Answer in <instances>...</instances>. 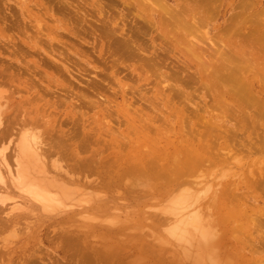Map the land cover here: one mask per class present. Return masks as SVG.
Listing matches in <instances>:
<instances>
[{"label":"rangeland","instance_id":"374dc122","mask_svg":"<svg viewBox=\"0 0 264 264\" xmlns=\"http://www.w3.org/2000/svg\"><path fill=\"white\" fill-rule=\"evenodd\" d=\"M155 1L0 0V264H264V0Z\"/></svg>","mask_w":264,"mask_h":264},{"label":"bare ground","instance_id":"6f19581e","mask_svg":"<svg viewBox=\"0 0 264 264\" xmlns=\"http://www.w3.org/2000/svg\"><path fill=\"white\" fill-rule=\"evenodd\" d=\"M206 1H207V0H206ZM155 2L158 3V4H157L158 7L161 8L162 10H163V8H164L163 12L167 13V14H168V17H169V14H171V11H170L168 8H166L167 6L165 7V6H164V3L161 4L162 1H160L161 3H159L158 0L155 1ZM167 20H169V19H167ZM240 90H242V89H240ZM18 92H19V91H18ZM18 92H17V94H18ZM20 92H21V91H20ZM25 93H26V92H25ZM16 96H17V95H16ZM24 104H25V102H24ZM22 106H23V104H20V107H22ZM9 108H10V107H9ZM18 108H19V107H18ZM4 109H5V108H4ZM1 112H2V111H1ZM31 113H32V112H31ZM14 114L17 115V113H14ZM14 114H12L11 116L7 115L6 118H10L12 121H17V116H14ZM37 116H38V115H37ZM22 118H23V116H22ZM29 118H30V117H29ZM39 118H40V117H39ZM10 119H8V122L12 123ZM18 120H19V119H18ZM22 120L25 121V122L23 123L22 126L20 125V127H21L23 130H26V129H34V128H38V127L41 126V125H40V121H41V119H38V117H37V118H34V119H30V120H28V119H26V120L22 119ZM22 120H19V121L23 122ZM39 120H40V121H39ZM0 123H1V122H0ZM18 123H19V122H18ZM67 123H68V122H67ZM13 124H15V123H13ZM16 124H17V123H16ZM64 124H65V123H64ZM18 125H19V124H17V127H18ZM45 125H49V124H45ZM45 125H44V126H45ZM1 126H2V125H0V141L3 142V143H1V142H0V143H1V144H4V143L6 142V140H7V139H6L7 136H9L8 134H10L9 129H11L12 127H10V128L8 127V128H9V129H7L8 131H7V130L4 131L5 129H3ZM13 126H14V125H13ZM15 127H16V126H15ZM15 127H14V128H15ZM42 127H43V124H42ZM22 129H20V131H21ZM14 130H15V129H14ZM14 130H13V131H14ZM45 130H46L47 132H46L45 134H43V135H45V137H46V136L48 137V138L46 137L45 139H49V141H53V139H52V135H51V133L49 132L50 129H48V130L45 129ZM11 132H12V131H11ZM13 133H14V132H13ZM14 134H16V133H14ZM55 134H56V133H55ZM55 134H54V135H55ZM16 135H17V134H16ZM43 135H41V136H43ZM12 136H13V135H12ZM34 136H35V135H34ZM35 137H36V136H35ZM35 137L32 138L30 134H25V136L23 135L22 138L19 137L18 139H21V140H20V143H19L20 146H17V147H19V151H20L21 153H23L24 155L28 154L29 152H32V148H31V146H34L33 143H34L35 140H36ZM77 137H78V135H77ZM8 138H9V137H8ZM30 138H31L33 141L27 143V141H29ZM54 138L56 139L57 137L54 136ZM9 140H10V139H9ZM56 141H58V139H57ZM58 142H61V141H58ZM6 143H7V142H6ZM45 143H46V142H45ZM52 143H53V142H51V144H52ZM32 144H33V145H32ZM37 144H38V143H37ZM54 144H56V142H55ZM60 145H61V143H60ZM62 146H63V145H62ZM52 147L54 148V145H53ZM10 149H11V151H12V148H10ZM37 149H38V148H37ZM55 149H56V148H55ZM42 150H45V149H42ZM46 150H47V149H46ZM53 150H54V149H53ZM57 150H58V148H57ZM9 151H10V150H9ZM11 151H10V152H11ZM15 151H17V150H15ZM37 151H38V150H37ZM48 151H50V150H48ZM10 152H8V153H6V151H5L4 153H3V151L0 152V155H1V157H2V160H1L2 162L0 161V162H1V163H0V177L2 176V166H3L4 169H5V168L7 169V171H8V175H9L10 177H13V178H14V177H17V178L20 179V180L25 179V178L27 179V178H28V176H27L28 174H27V172L24 170V168L22 167L23 165H22L21 167H20V165H19V167H18L17 170L15 171L16 173L13 172V170L10 168V165H9V161H10V160H9V158L11 159V157L13 156V153L11 152V153H12V154H11ZM17 152H18V151H17ZM20 152H18V154H19ZM38 152H39V151H38ZM41 152H44V151H41ZM62 152H63V151H62ZM67 152H69V150H67ZM44 153H45V152H44ZM15 154H16V153H15ZM15 154H14V155H15ZM18 154H17V155H18ZM29 154H30V153H29ZM31 154H32V153H31ZM31 154H30V155H31ZM34 154H36L35 151H34ZM47 154H48V153H47ZM60 154H61V153H60ZM69 154H70V153H69ZM20 155L22 156V154H20ZM37 156H38V154H37L35 157H37ZM50 156H53V155L51 154ZM63 156H64V154H63ZM66 156L69 157V155H66ZM23 157H24V156H23ZM46 157H47V156H46ZM38 158H39V157H38ZM40 158H43L42 155H41ZM40 158H39V160H40ZM97 159H99L98 156H97ZM110 159L112 160V158H110ZM110 159H107V161H108V160L110 161ZM119 159H120V158H119ZM119 159H117V162H118ZM37 161H38V160H37ZM137 161H138V160H137ZM96 162H97V160H96ZM110 162H111V161H110ZM113 162H114V161H113ZM105 163H106V162H104V165H105ZM97 164H98V162L96 163V165H97ZM107 164L109 165L110 163L107 162ZM126 164H127V163H126ZM86 165H87V164H86ZM86 165H85V167L89 166V164H88L87 166H86ZM91 165L96 166V165H95V162H94V164L92 163ZM91 165H90V166H91ZM98 165H99V164H98ZM118 165H119V164H118ZM143 165H144V164H143ZM185 165H186V164H185ZM185 165H184V167H185V169H186V166H187V165H186V166H185ZM83 166H84V165H83ZM83 166H80V168L84 170V168H82ZM94 166H93V167H94ZM105 166H107V165H105ZM116 166H117V165H116ZM116 166H114V168H115ZM91 167H92V166H91ZM91 167H90V170H91ZM93 167H92V168H93ZM134 167H135V166H134ZM184 167H183V169H184ZM54 168H55V167H54ZM57 168H59V167H57ZM94 168H95V167H94ZM102 168H103V167H102ZM104 168H105V167H104ZM126 168H127V166H126ZM131 168H132V167H131ZM131 168H130V167L127 168L128 171H129V169H130V172H126V173H134L135 171H134V172H131L132 170H134V168H133L132 170H131ZM137 168H138V167H137ZM139 168H140V167H139ZM95 169H96V168H95ZM115 169H116V168H115ZM149 169H151V168H149ZM149 169H148V166H147V171H148ZM185 169H184V170H185ZM55 170L57 171V169H55ZM58 170H61V169H58ZM72 170H74V168H73ZM77 170H78V167H77ZM77 170H76V171H77ZM85 170H86V169H85ZM123 170H124V169H123ZM127 170H126V171H127ZM145 170H146V169H145ZM151 170H154V167H153ZM7 171H5V172H7ZM56 171H55V173H56ZM67 171H68V170H67ZM137 171H138V170L136 169V174H137ZM178 171L181 172V170H180V169H179V170H176L175 175L177 174V177H178V175L180 174V173L178 174ZM60 172H61V171H58L59 175H60V174L62 175V173H60ZM88 172H89V171H88ZM92 172H93V169H92ZM96 172L99 173L98 170H97V171L95 170L93 173L96 174ZM101 172H102V170H101ZM121 172H122V170H121ZM124 172H125V171H124ZM124 172H123V173H124ZM145 172H146V171H145ZM145 172H144V173H145ZM64 173H65V172H64ZM66 173H67V172H66ZM90 173H91V172H90ZM103 173H104V172H103ZM94 174H92V175H94ZM124 174H125V173H124ZM138 174L140 175L141 173L138 172ZM169 174L172 175L171 172H170ZM169 174H165V176H166L167 178H166L164 175H162V176L159 177V178H160V179L164 178L163 180H164V181H165V180H168V182H169V180L173 181V180L175 179V178L173 179L174 176H173V177H172V176H169ZM173 174H174V173H173ZM65 175H67V174H65ZM75 175H76V174H75ZM81 175H83V174H81ZM90 175H91V174H90ZM100 175H101V174H100ZM109 175H110V174H109ZM121 175H122V174H121ZM121 175H120V176H121ZM125 175H127V174H125ZM129 175H131V174H129ZM129 175H128V176H129ZM134 175H135V173H134ZM141 175H145V174L142 173ZM63 176H64V175H63ZM68 176H69V175H68ZM94 176H95V175H94ZM128 176H127V177H128ZM132 176H133V175H132ZM132 176H131V177H132ZM180 176H181V175H180ZM73 177H74V176H72L71 178H73ZM86 177H87V176H86ZM107 177H108V176H107ZM107 177H106V178H107ZM121 177H123L122 179L125 181V179H124L125 176L123 175V176H121ZM121 177H119V178H121ZM169 177H170V178L172 177V178L169 179ZM69 178H70V177H68V179H69ZM128 178H130V176H129ZM132 178H134V177H132ZM78 179H79V178H78ZM101 179H102V178H101ZM109 179H110V178H109ZM113 179H114V178H113ZM122 179H121V180H122ZM176 179H177V178H176ZM176 179H175V180H176ZM97 180L99 181V179H97ZM97 180H96V181H97ZM123 180H122V181H123ZM177 180H178V179H177ZM0 181H1V183H2L3 181H7V180H4V178L2 177V179H0ZM23 181H24V180H23ZM70 181H71V179H70ZM101 181H103V180H101ZM104 181H105V179H104ZM111 181H112V179H111ZM116 181L118 182V181H120V179H119V180H116ZM31 182H32V181H31ZM35 182H36V181H35ZM112 182H113V181H112ZM114 182H115V181H114ZM114 182H113V183H114ZM168 182H167V183H168ZM22 183H24V182H22ZM33 183H34V182H33ZM36 183H37V182H36ZM38 183H40V182H38ZM105 183H106V182H105ZM113 183H111V184L113 185V187H112L113 190H112V191H114V188H115ZM121 183H122V182H121ZM165 183H166V182H165ZM6 184H7V183H6ZM28 184L30 185V183H28ZM119 184H120V183H119ZM1 185H2V184H1ZM3 185H4V188H6V190H7V188H8L9 186H7V185H5V184H3ZM23 185H24V184H23ZM32 185H34V184H32ZM35 185H36V184H35ZM101 185H102V184H101ZM109 185H110V184H109ZM116 185H117V184H116ZM30 186H31V185H30ZM41 186H43V187H41ZM105 186H107V185L105 184ZM15 187L18 189V190L16 189L17 192H18L19 190L21 191V189H20L21 187L19 188V185H18V187H17V186H15ZM25 187H26V186H25ZM46 187H47V186H46ZM46 187H45V186L43 185V183H42V185L40 184V185L37 186V187H36V186H34V187L32 186V187L29 189V191L32 190V191H31L32 193L30 192V194L34 195V197L36 196L38 199H40V198L42 199V201H41V199H40L41 204L44 203V201L47 202V201H50V200H54V202H58V200L56 201L55 199H52L53 197H52V198H49V197H50V195H49L50 193L46 194L48 191L43 192L42 189H44V188H46ZM102 187H104V186L102 185L101 188H102ZM0 188H1V187H0ZM27 188H29V187L27 186ZM106 188H108V187H106ZM112 188L109 187L110 190H111ZM2 189H3V188H2ZM46 189H47V188H46ZM46 189H44V190H46ZM98 189H100V187H99ZM104 189H105V187H104ZM109 189H106V190L108 191ZM8 190H9V191H7L8 194H10V195H14V194H15V189H8ZM25 190H26V189H25ZM3 191H4V190H3ZM26 191L29 192L28 189H27ZM7 193H6V194H7ZM44 194H45V195H44ZM0 195H1V194H0ZM48 195H49V196H48ZM4 196H5V194H3V195L0 196V207H4L5 205H7V204H5V203H6L7 201L9 202V201L11 200V199H7L9 196H6V197H5V199H7V200H5V199L3 200L2 197H4ZM45 196H48V197H45ZM36 197H35V198H36ZM43 197H44V198H43ZM177 197H178V196H177ZM177 197L175 198V200L177 199ZM54 198H55V197H54ZM43 199H44V200H43ZM56 199H57V198H56ZM178 199H179V201H182V198L180 199V197H178ZM178 199L176 200L177 202H179ZM52 203H53V201H52L50 204H52ZM180 203H182V202H180ZM47 204H49V203H47ZM43 205H44V206H42L43 208H46V207H47L46 204H43ZM49 208H50V205H49ZM0 211L2 212V208H0ZM0 214H1V213H0ZM185 220H187V219H185ZM185 220H184V221H185ZM196 221H197V220H196ZM208 221H209V220H208ZM0 222H2V221H0ZM8 222H12V221H8ZM187 222H188V220H187ZM184 223L187 224L186 221H185V222H182L181 227H183L185 230H186V229H189V228H188V227H189V223H190V226H192V225H191V222L188 223V227H187L186 225H185V226H182ZM201 223H202V222L200 221V226H201ZM6 225H7V224H6ZM196 226H197V225H196ZM203 226H204V225H203ZM1 227H2V226H1ZM3 227H4V226H3ZM6 227H7V226H6ZM185 227H187V228H185ZM194 227H195V225H194ZM197 227H199V225H198ZM195 228H196V227H195ZM195 228H193L192 233H193L194 231H195V233L197 232ZM205 228H207V227H204L203 229H205ZM208 228H209V227H208ZM234 228H235V227H234ZM210 229H211V228H210ZM191 230H192V228H191ZM197 230H198V229H197ZM201 230H202V229H201ZM2 231H3V230H2ZM186 231H189V230H186ZM204 231L206 232V231H208V230L205 229ZM210 231H211V230H210ZM236 231H237V230H236ZM190 233H191V232H190ZM193 234H194V233H193ZM194 235H195V234H194ZM205 235H206L205 237L210 236L209 233H207V234H205ZM217 258H218V257H217ZM217 258H216V259H217ZM216 259H215V261H216ZM88 261H89V260H88ZM89 262H90V261H89Z\"/></svg>","mask_w":264,"mask_h":264}]
</instances>
